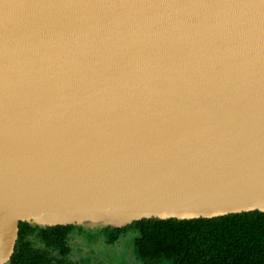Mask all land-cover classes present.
Segmentation results:
<instances>
[{
  "label": "water",
  "instance_id": "obj_1",
  "mask_svg": "<svg viewBox=\"0 0 264 264\" xmlns=\"http://www.w3.org/2000/svg\"><path fill=\"white\" fill-rule=\"evenodd\" d=\"M264 213V0H0V264L21 223Z\"/></svg>",
  "mask_w": 264,
  "mask_h": 264
},
{
  "label": "trees",
  "instance_id": "obj_2",
  "mask_svg": "<svg viewBox=\"0 0 264 264\" xmlns=\"http://www.w3.org/2000/svg\"><path fill=\"white\" fill-rule=\"evenodd\" d=\"M75 226L40 228L21 223L9 264H70ZM133 231L135 255L143 264H264V213L212 219H146L126 227L99 229L109 244Z\"/></svg>",
  "mask_w": 264,
  "mask_h": 264
},
{
  "label": "rangeland",
  "instance_id": "obj_3",
  "mask_svg": "<svg viewBox=\"0 0 264 264\" xmlns=\"http://www.w3.org/2000/svg\"><path fill=\"white\" fill-rule=\"evenodd\" d=\"M74 231L69 239L70 264H143L135 255L138 234L129 231L113 244L97 227Z\"/></svg>",
  "mask_w": 264,
  "mask_h": 264
}]
</instances>
